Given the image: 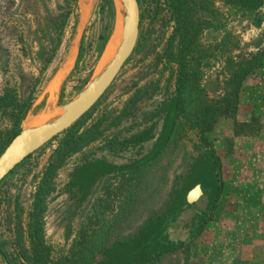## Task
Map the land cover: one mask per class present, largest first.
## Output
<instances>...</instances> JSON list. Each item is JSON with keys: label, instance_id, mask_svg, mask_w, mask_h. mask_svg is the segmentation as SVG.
Instances as JSON below:
<instances>
[{"label": "rangeland", "instance_id": "374dc122", "mask_svg": "<svg viewBox=\"0 0 264 264\" xmlns=\"http://www.w3.org/2000/svg\"><path fill=\"white\" fill-rule=\"evenodd\" d=\"M138 1V43L87 124L104 114L107 124H113L125 109L126 115L108 128L103 139L68 160L48 201L47 238L56 255L81 251L82 237L94 236L98 228L107 235L108 248L140 237L154 220L172 209L184 176L202 154L200 134L188 130L146 167L98 176L88 191L70 183L74 169L85 161L128 167L152 150L161 132L163 103L175 95L177 64H167L163 58L175 22L164 0ZM210 1L215 11V15L209 13L211 19L232 31L234 55L247 56L264 46V0L247 9L231 6L226 0ZM118 3L123 6L122 1ZM110 4V0H0V152L9 143L16 117L24 108H15L17 98L23 103L34 93L32 105L39 98L28 120L62 112L63 105L92 78L93 70L97 74L112 59L121 44L122 29L113 52L106 56L114 24ZM150 27L157 30L151 34ZM216 29L203 33L204 45H215L222 38L224 31ZM84 35L85 52L77 67V46ZM236 41L240 44L235 45ZM223 66L221 54L205 68L211 98L220 92ZM157 79L159 89L139 97L145 92L141 87ZM254 117L258 125L246 133L236 131L233 119H223L207 133L221 166L214 205L199 230L183 244L181 239L173 241V236L184 234L173 219L168 229L158 233L165 241L155 245L161 253H146L150 259L136 264H264V66L245 82L237 120ZM53 139L31 154L35 155L33 166L19 167L20 163L0 182L6 179L0 190V232L9 237L6 215L15 210L18 197L29 210L38 181L34 172L40 162L35 161L49 156L55 147ZM94 256L96 261L107 258L100 250ZM0 263L8 264L1 251Z\"/></svg>", "mask_w": 264, "mask_h": 264}, {"label": "trees", "instance_id": "16d2710c", "mask_svg": "<svg viewBox=\"0 0 264 264\" xmlns=\"http://www.w3.org/2000/svg\"><path fill=\"white\" fill-rule=\"evenodd\" d=\"M259 1L261 0H226V3L231 6L237 4L241 8L247 9L250 6L253 7ZM164 2L175 25L173 33L168 36V46L165 49L163 58L167 64L176 63L177 71L175 95L167 98L161 108L163 123L160 135L152 150L128 167L105 162L95 163L94 161L81 163L74 169L72 175L70 183L74 187L86 188L91 185L96 177L101 175L118 172L126 173L128 169L146 167L157 161L161 151L171 144L178 135L188 130H194L200 134L203 150L202 154L194 160L190 172L184 176V181L178 189L174 202L181 201L184 190L204 177L209 171L211 174L214 173L215 179L216 177L219 179L221 160L208 138L207 133L209 131L214 130L223 119H233L236 123L237 132L246 133L258 125L259 120L256 117L246 121H238L237 116L240 111L245 82L254 72L264 66V46L247 56L246 54L234 55L230 45L232 31L227 30L226 25H223L222 22L217 25L214 23L215 20L211 19L209 13L215 15V11L210 0H164ZM110 3L115 19V1L110 0ZM68 15L69 12L65 15L63 26H66ZM212 27L217 28L216 30L219 31L223 30V36L216 40L215 45H204L202 41L203 33ZM148 30L151 33V30L155 32L157 29L150 27ZM84 41L85 35L80 45L77 67L80 66L84 56ZM236 42L235 45L240 44V42ZM221 54H223L224 62L221 69L223 77L219 82L221 89L217 96L211 98L205 83V68L211 66L214 59H220ZM159 86V79L146 83L141 87L145 92H142L139 97L152 91L155 92L159 89ZM34 98V93H32L23 103L18 98L15 101V108L20 109L21 105L24 108L21 115L16 117L9 143L20 132L21 123L32 107ZM134 99L135 97L132 98V100ZM98 104L99 102L70 128L51 141L55 143V147L49 152V156L45 160L40 161L38 159L35 161V164L38 162L40 164L36 165L38 168L34 172L38 181L32 195L30 208L27 210L18 197L15 210L9 211L6 215V223L12 237L0 232V251L8 264H136L150 259L146 255L136 257L137 255L134 252V245L139 244L148 237V233L151 232L149 229L142 231L141 236L136 239L117 242L114 246L108 248L105 245L107 235H103L102 230L98 228L94 236L84 235L82 237L80 242V245H83L81 251L75 252L72 250V252L63 255H56L53 246L48 241L46 230L48 201L57 189L56 177L60 169L67 164L72 156L103 139L108 128L121 122L126 115L125 109L124 115L117 116L113 124V121L107 124L108 115L106 114L87 124ZM135 140H139V138ZM128 142H133V140L129 139ZM7 145L1 150V154ZM33 156L35 155L29 156L19 167L33 166ZM31 170L32 167L30 166L27 172L30 173ZM5 180L0 184V190ZM215 186L216 192L210 194L214 198L219 188L217 179ZM183 202L176 211L182 206ZM213 205L212 202L211 208ZM25 213H27L26 217L24 216ZM157 236L162 243H165L158 234ZM99 250L106 254V260H95L94 253Z\"/></svg>", "mask_w": 264, "mask_h": 264}, {"label": "water", "instance_id": "95a60500", "mask_svg": "<svg viewBox=\"0 0 264 264\" xmlns=\"http://www.w3.org/2000/svg\"><path fill=\"white\" fill-rule=\"evenodd\" d=\"M120 1H122L124 6L122 11V41L116 53L111 57L112 59L108 64L98 71L97 74L94 73L95 71L93 70L92 78L75 98L63 105L62 112H57L56 116L50 120L28 126L27 121L33 109L36 108L39 98L34 101L28 114L23 119L20 132L14 136L0 155V182L27 157L54 137L70 128L90 111L105 94L132 55L140 35V5L138 0ZM83 37L84 36L79 39L77 46L79 52ZM53 82H55V79ZM202 185L203 184L200 183L197 186L200 190L199 195L203 192ZM192 193L193 191L187 194L182 206L168 219V222L175 219V223L182 226V230L180 231H184L183 236H173L171 238L173 241L178 242V239L186 241L196 233L199 227L204 223L208 211L212 206L213 195L207 194L205 199L201 201L197 197L194 198Z\"/></svg>", "mask_w": 264, "mask_h": 264}, {"label": "flooded vegetation", "instance_id": "af4514ba", "mask_svg": "<svg viewBox=\"0 0 264 264\" xmlns=\"http://www.w3.org/2000/svg\"><path fill=\"white\" fill-rule=\"evenodd\" d=\"M95 163H101V162H95ZM104 163V162H102ZM107 163V162H105ZM107 164H111V163H107ZM209 171L204 177H202L200 180H198L197 182H195L193 185L189 186L187 189L184 190L183 192V198L182 200H178V202H174L172 205V209L167 212L166 214H164L162 217L159 218L158 221L154 220L152 224L156 225V226H152L150 225V227L146 228L149 229L148 233V237L145 238L142 242H140L139 244L134 245V252L136 254L137 252V256L136 257H140L143 255H146V253H150V254H160V251H156L157 249L155 248L156 244L158 241H160L157 237V233L158 231H160L161 229H168L170 227L171 224H173V221H169L168 222V217L171 216V214L176 212V209L181 205V203L183 202V199L186 198L187 194L191 191H195L197 188V186L202 183L203 185V197H206L207 194H212L214 192H216V186L214 187V184L216 183V179L218 180V178L216 177V179L214 178V173H212ZM107 175V174H106ZM97 178V177H96ZM95 178V179H96ZM95 179L93 180V182L91 183L90 186L86 187V188H82L81 186H78L77 188L83 191H88V189H90L92 187V184L94 183ZM207 187V188H206ZM208 189V191H207ZM145 230V229H144ZM161 242V241H160ZM135 243V242H134ZM133 248V249H134ZM160 252V253H158Z\"/></svg>", "mask_w": 264, "mask_h": 264}, {"label": "bare ground", "instance_id": "6f19581e", "mask_svg": "<svg viewBox=\"0 0 264 264\" xmlns=\"http://www.w3.org/2000/svg\"><path fill=\"white\" fill-rule=\"evenodd\" d=\"M115 1V19H114V24H113V28H112V32H111V38H110V41H109V45H108V48H107V53H106V56L108 54H110L111 52H113L114 50V47H115V44H116V41H118V36H119V32L121 31L122 29V20H123V14H122V11L124 9V6L120 5V3H118V0H114ZM56 116V112L54 111H51V112H48L46 113V115H43V116H39L35 119H32V120H28L27 121V125L28 126H32V125H35L36 123H41V122H45L47 120H50L52 119L53 117ZM203 193V192H201ZM203 194H198V196H196L198 199H201V196ZM195 198V196H194Z\"/></svg>", "mask_w": 264, "mask_h": 264}, {"label": "crops", "instance_id": "0c3cea01", "mask_svg": "<svg viewBox=\"0 0 264 264\" xmlns=\"http://www.w3.org/2000/svg\"><path fill=\"white\" fill-rule=\"evenodd\" d=\"M38 115V114H37ZM36 116V115H35Z\"/></svg>", "mask_w": 264, "mask_h": 264}]
</instances>
